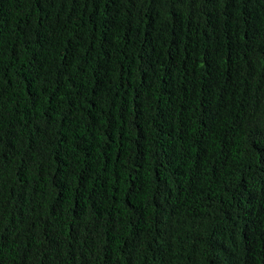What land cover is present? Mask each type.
Segmentation results:
<instances>
[{
  "label": "trees",
  "instance_id": "obj_1",
  "mask_svg": "<svg viewBox=\"0 0 264 264\" xmlns=\"http://www.w3.org/2000/svg\"><path fill=\"white\" fill-rule=\"evenodd\" d=\"M0 264H264V0H0Z\"/></svg>",
  "mask_w": 264,
  "mask_h": 264
}]
</instances>
